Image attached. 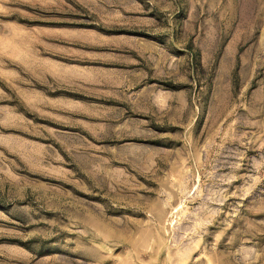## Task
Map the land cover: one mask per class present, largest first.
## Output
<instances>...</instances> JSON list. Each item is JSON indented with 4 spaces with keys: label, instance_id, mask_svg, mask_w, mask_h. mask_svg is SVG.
<instances>
[{
    "label": "rangeland",
    "instance_id": "1",
    "mask_svg": "<svg viewBox=\"0 0 264 264\" xmlns=\"http://www.w3.org/2000/svg\"><path fill=\"white\" fill-rule=\"evenodd\" d=\"M0 264H264V0H0Z\"/></svg>",
    "mask_w": 264,
    "mask_h": 264
}]
</instances>
